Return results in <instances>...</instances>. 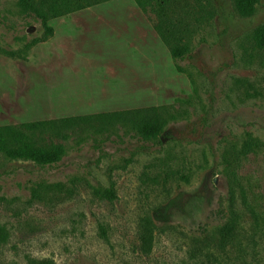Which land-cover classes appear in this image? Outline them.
Wrapping results in <instances>:
<instances>
[{
    "label": "rangeland",
    "instance_id": "obj_1",
    "mask_svg": "<svg viewBox=\"0 0 264 264\" xmlns=\"http://www.w3.org/2000/svg\"><path fill=\"white\" fill-rule=\"evenodd\" d=\"M33 3L0 0V128L65 154L0 153V264H264V0ZM143 107L155 138L111 116Z\"/></svg>",
    "mask_w": 264,
    "mask_h": 264
},
{
    "label": "trees",
    "instance_id": "obj_2",
    "mask_svg": "<svg viewBox=\"0 0 264 264\" xmlns=\"http://www.w3.org/2000/svg\"><path fill=\"white\" fill-rule=\"evenodd\" d=\"M236 12L241 16H249L255 10L257 0H231ZM19 6L25 10L37 15L46 30H51L47 25L48 16L45 11L35 5L33 0H18ZM179 23L177 20L175 26ZM180 24V23H179ZM161 31V29H159ZM163 34V33H162ZM251 39L258 49H264V23L259 26L251 35ZM179 40V39H178ZM183 40L177 41L182 43ZM180 47L172 46L174 56L183 55L186 49V44ZM14 54V52H9ZM115 116L123 122L129 123L132 128L144 138H155L162 132L164 120L156 107H143L135 110H126L123 112L114 113ZM74 120L73 118L65 121ZM0 153L11 160L32 161L40 165H51L58 162L65 154V148L60 144H51L49 146L40 145L35 141L30 140L27 135L19 130L12 128H0ZM106 196L113 198L114 193L111 190H106ZM224 237H228L233 228L226 224L222 228ZM144 234L141 238L142 248H146L148 242V234L150 230L144 229ZM8 234L3 226L0 225V244L4 242ZM38 264H48L46 259L37 261Z\"/></svg>",
    "mask_w": 264,
    "mask_h": 264
}]
</instances>
